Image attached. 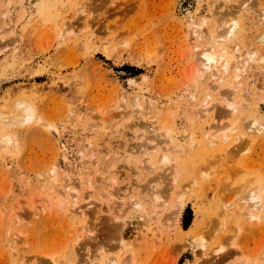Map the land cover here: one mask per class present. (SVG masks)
Segmentation results:
<instances>
[{
    "label": "rangeland",
    "instance_id": "374dc122",
    "mask_svg": "<svg viewBox=\"0 0 264 264\" xmlns=\"http://www.w3.org/2000/svg\"><path fill=\"white\" fill-rule=\"evenodd\" d=\"M0 145V264H264V0H0Z\"/></svg>",
    "mask_w": 264,
    "mask_h": 264
},
{
    "label": "bare ground",
    "instance_id": "6f19581e",
    "mask_svg": "<svg viewBox=\"0 0 264 264\" xmlns=\"http://www.w3.org/2000/svg\"><path fill=\"white\" fill-rule=\"evenodd\" d=\"M245 3V2H244ZM248 7V6H247ZM247 7H245V8H247ZM72 27H70V29H71ZM69 29V30H70ZM75 29V28H74ZM73 29V30H74ZM68 30V29H67ZM88 30V29H87ZM76 31H77V29H76ZM75 31V32H76ZM88 32V31H87ZM71 33V32H70ZM73 33H74V31H73ZM91 33V32H90ZM234 32L232 31V30H230V31H228V35H232ZM88 35V34H87ZM92 35H94V33H92ZM217 35H218V33H217ZM220 35V34H219ZM218 35V36H219ZM221 35H223V34H221ZM220 35V36H221ZM91 36V35H90ZM94 36H96V35H94ZM217 36V38H219ZM216 37V36H215ZM221 37H223V36H221ZM92 38V37H91ZM91 38H90V40H91ZM95 38V37H94ZM93 38V39H94ZM214 38V37H213ZM92 39V40H93ZM204 56V58H202V59H200V66L201 67H203L204 69H206V70H210V71H212V72H214L215 70L216 71H218V68L216 69V62H217V60L215 59V57L213 56V57H210V56H208V55H206V54H204L203 55ZM220 56V55H219ZM199 60V59H198ZM198 62V61H197ZM214 74H215V72H214ZM219 75V74H218ZM218 75H214L215 77H218ZM204 105V104H203ZM207 108V107H206ZM230 114H232V115H236V112H237V109H236V107H233V106H230ZM204 111V110H203ZM207 111V110H206ZM209 111V110H208ZM207 111V112H208ZM207 112H206V114H207ZM229 112V111H228ZM203 113V112H202ZM35 114V109L34 108H32L31 106H28V105H21V107H20V109L18 110V113H17V115L15 116V117H9L8 119V122H7V124H9V125H12V124H25V123H27V122H29L30 120H31V118H32V116ZM229 114V113H228ZM14 116V115H13ZM255 122V121H254ZM155 124V123H154ZM258 124V123H257ZM250 126H251V123H250ZM249 127V126H248ZM247 129V128H246ZM251 129H253V131L255 132V133H258L259 131H261V129H259L256 125H255V123H252V128ZM158 130V129H157ZM162 134V133H161ZM164 135H165V137L167 138V139H170L169 138V135H168V133L166 132V133H163ZM163 135V136H164ZM215 138V137H214ZM229 136H226L225 138H224V141L225 142H228L229 141ZM237 140V139H236ZM240 140V139H239ZM169 141V140H168ZM237 143V142H236ZM163 143L161 142V145H162ZM167 144V143H166ZM223 144V143H222ZM157 145V144H156ZM160 145V144H159ZM235 145H237V144H235ZM1 146V145H0ZM158 146V145H157ZM230 146L231 145H226L225 146V148H226V151H225V153H224V155H222V156H227L228 154H227V151L229 150V148H230ZM151 147V146H150ZM156 147V146H155ZM163 147V146H162ZM2 148V147H1ZM158 147H156V148H153L152 147V149H154L153 150V152L154 151H156V149H157ZM159 148H161V146H159ZM158 148V149H159ZM149 150L151 149V148H148ZM151 149V150H152ZM162 149V148H161ZM165 150L164 151H166V149L167 148H164ZM170 149V148H169ZM145 150V149H144ZM148 150V151H149ZM147 151V150H146ZM173 151V150H172ZM144 152V151H143ZM157 152V151H156ZM156 152H154V153H156ZM230 151H228V153H229ZM143 154V153H142ZM161 154V153H160ZM151 155V152L150 153H148L147 154V156H150ZM231 155V154H230ZM161 156V155H160ZM139 158V157H138ZM160 158H162L164 161H167V159H168V157L166 156V155H163V156H161ZM144 160V159H143ZM150 160H152V159H150ZM142 164V163H141ZM64 186V196L66 197V199H65V201L67 200V202H68V197L69 196H72V198H74V194H73V190H72V187H71V185H68V184H66V185H63ZM151 190V189H150ZM157 189H155V187H152V191H154V195H157L158 193L157 192H159V191H156ZM149 191V190H148ZM112 193H114V192H112ZM118 194V193H117ZM121 194V193H120ZM153 194V193H152ZM151 194V195H152ZM119 195V194H118ZM116 196V195H115ZM64 197V198H65ZM117 198V201H118V197H116ZM110 199V198H109ZM115 200V199H114ZM114 200H112V201H114ZM120 200V199H119ZM132 201V200H131ZM251 201L254 203L253 205H251V206H253V207H256L258 204H260L259 203V200H258V198L257 197H253L252 199H251ZM66 202V203H67ZM122 202V201H121ZM76 203V202H75ZM113 203V202H112ZM116 203V202H115ZM249 203V202H248ZM60 204V203H59ZM245 204V203H244ZM247 204V203H246ZM120 205V204H119ZM76 207V206H75ZM252 207V208H253ZM88 208V207H87ZM111 208V207H110ZM116 208H118V207H116ZM78 209H80V207L78 208ZM78 209H77V214L80 216V217H82V216H84V211H78ZM84 209V208H83ZM243 210V209H242ZM115 211V210H114ZM245 211V213L244 214H246V210H244ZM86 212V211H85ZM115 213V212H114ZM247 213H249V212H247ZM249 214H251V213H249ZM82 229H86L85 228V226H83L82 227ZM80 230V229H79ZM81 232V231H80ZM86 233V232H85ZM82 234H83V231H82ZM78 235V238H80V237H82L83 235ZM85 236V235H84ZM80 240V239H79ZM82 240V239H81ZM14 241V240H13ZM13 241H12V243H13Z\"/></svg>",
    "mask_w": 264,
    "mask_h": 264
}]
</instances>
